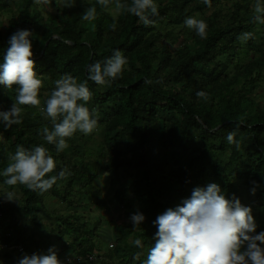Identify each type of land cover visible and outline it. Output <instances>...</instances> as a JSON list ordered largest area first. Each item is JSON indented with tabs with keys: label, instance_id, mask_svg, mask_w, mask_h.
I'll use <instances>...</instances> for the list:
<instances>
[{
	"label": "trees",
	"instance_id": "trees-1",
	"mask_svg": "<svg viewBox=\"0 0 264 264\" xmlns=\"http://www.w3.org/2000/svg\"><path fill=\"white\" fill-rule=\"evenodd\" d=\"M155 3L159 16L146 27L135 16L98 5L96 20L83 21L81 14L96 0L63 9L53 0L48 13L34 0H0V63L10 36L30 30L42 80L41 107L54 81L70 74L78 83L87 81L88 107L98 113L97 129L90 135L76 133L59 154L41 136L42 127L51 123L39 109L24 106L22 123L8 129L0 121V172L17 145L41 144L57 164L49 175L67 170L44 193L8 186L0 175L2 189L19 197L9 202L0 191L4 264L50 248L65 264H144L155 244L157 216L211 183L250 207L257 233L264 231V95L258 92L264 87V25L252 21L255 0H212L211 8L202 0ZM189 16L207 23L206 39L184 25ZM114 18L117 30L111 31ZM178 25L184 27L177 33ZM243 32H253L254 39L242 44ZM116 49L128 61L122 78L110 86L88 80L89 64L106 61ZM200 91L204 97L197 96ZM14 97L15 88L9 92L0 86V111H9ZM231 131H236L239 150L226 142ZM102 174L113 185L123 219L103 214L112 212ZM49 198L66 210L51 208ZM138 212L145 220L136 227L130 217Z\"/></svg>",
	"mask_w": 264,
	"mask_h": 264
},
{
	"label": "clouds",
	"instance_id": "clouds-1",
	"mask_svg": "<svg viewBox=\"0 0 264 264\" xmlns=\"http://www.w3.org/2000/svg\"><path fill=\"white\" fill-rule=\"evenodd\" d=\"M36 5L52 7L53 0H34ZM209 8L212 0H202ZM76 0H55L57 9L75 7ZM97 5L100 9H114L120 14H130L139 19L146 27L155 25L152 17L159 16L155 0H96L85 8L81 14L83 21H94L97 18ZM252 21L264 25V0H255L252 10ZM184 25L194 31L201 39L207 38V23L203 19L186 17ZM111 31L117 30L115 18L108 25ZM32 33L27 29H18L8 40V47L0 63V86L7 91L15 88V97L9 111H0V121L5 129L22 123L24 106L39 109L41 115L51 123L42 127L43 140L55 147L57 154L65 151L68 141L76 133L92 134L98 127V113L88 107L92 93L87 81L78 83L70 74H64L54 81L55 87L41 107L40 89L42 80L36 72ZM254 39L253 32H243L238 40L244 44ZM119 49L106 61L89 64L88 80L97 86H110L122 74L127 64ZM145 83H150L145 80ZM204 92H197L204 97ZM226 142L237 150L241 145L236 140V131L228 132ZM57 164L49 150L41 145L26 149L17 145L14 154L9 156V163L0 172L8 186L23 185L31 191L44 193L49 191L58 179L66 177V169L58 175H49L56 170ZM255 194V188L252 189ZM9 202L19 201L16 192L4 194ZM134 226L144 222L143 213L130 217ZM157 231L155 244L147 253L144 264H264V231L257 233V224L252 209L242 205L239 198H227L216 183L204 188L193 189L182 206L169 208L153 221ZM134 244L144 247L140 239ZM140 252L136 253L139 258ZM17 264H65L54 249L48 254H32L22 256Z\"/></svg>",
	"mask_w": 264,
	"mask_h": 264
},
{
	"label": "rangeland",
	"instance_id": "rangeland-1",
	"mask_svg": "<svg viewBox=\"0 0 264 264\" xmlns=\"http://www.w3.org/2000/svg\"><path fill=\"white\" fill-rule=\"evenodd\" d=\"M84 1H89V0H76V4H81L83 3ZM50 8H53L54 7H50ZM49 7H45V11L48 13ZM197 16V15H196ZM184 27V25H178L176 26V32L178 33L182 28ZM189 31H192L190 29H188ZM175 41H177V39H175ZM258 92L262 93L264 95V87L261 88ZM264 100V96L262 98ZM101 185L103 186V192H104V196L107 197L108 201H109V205L111 207V215L108 216L106 215L105 213H103L107 219H111L112 220H120V219H123L124 216H125V211L123 208H120V206L116 205L115 203V200L113 199L112 197V188H113V185L111 184V182L107 179V175L106 174H102V178H101ZM0 191H3V192H8V189H2L1 185H0ZM49 202V206L51 208H54V209H57V210H60V211H63V210H66V205L57 201L56 199H53V198H49L47 200ZM94 208V207H93ZM94 214H99L100 213V210L99 209H96L94 210L93 212ZM104 226H108L107 222L105 221L104 222ZM45 254H48V251H46ZM4 255V252L3 250L0 251V264H4V259H3V256ZM12 264V263H11Z\"/></svg>",
	"mask_w": 264,
	"mask_h": 264
}]
</instances>
